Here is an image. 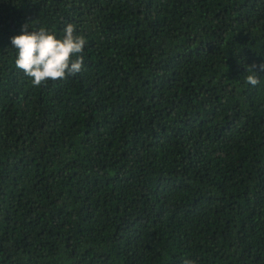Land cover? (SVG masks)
I'll return each mask as SVG.
<instances>
[{
  "label": "trees",
  "instance_id": "trees-1",
  "mask_svg": "<svg viewBox=\"0 0 264 264\" xmlns=\"http://www.w3.org/2000/svg\"><path fill=\"white\" fill-rule=\"evenodd\" d=\"M26 23L81 71L34 86ZM253 64L264 0H0V264H264Z\"/></svg>",
  "mask_w": 264,
  "mask_h": 264
},
{
  "label": "clouds",
  "instance_id": "clouds-1",
  "mask_svg": "<svg viewBox=\"0 0 264 264\" xmlns=\"http://www.w3.org/2000/svg\"><path fill=\"white\" fill-rule=\"evenodd\" d=\"M10 40L12 48L16 51V67L31 78L34 86H40L49 80H63L82 69V53L86 40L75 33V26L71 23L64 27L63 36L60 38L43 27H29V23H26L22 25L20 34L12 36ZM254 68L264 71V64L248 67L252 74L248 75L246 80L252 86L259 83L257 75L253 72ZM184 264L193 262L185 260Z\"/></svg>",
  "mask_w": 264,
  "mask_h": 264
}]
</instances>
